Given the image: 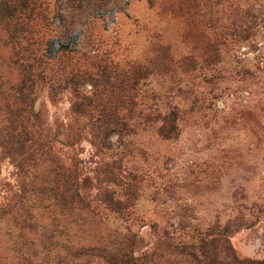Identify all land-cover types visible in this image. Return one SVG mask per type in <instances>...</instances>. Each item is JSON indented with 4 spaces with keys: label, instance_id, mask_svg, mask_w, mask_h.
<instances>
[{
    "label": "rangeland",
    "instance_id": "374dc122",
    "mask_svg": "<svg viewBox=\"0 0 264 264\" xmlns=\"http://www.w3.org/2000/svg\"><path fill=\"white\" fill-rule=\"evenodd\" d=\"M94 18L115 63L146 62L154 44L163 43L177 60L195 56L196 69L170 74L158 69L142 85L135 134L123 145L112 138L124 170L142 176L138 199L125 219L97 200L96 149L86 121L73 114V92L59 90L54 100L49 86L44 88L35 104L37 118L48 134L73 145L63 148V154L81 160V192L94 201L80 215L51 203L48 192L33 194L32 213L50 239L36 242V251L54 255L57 245L99 243L132 231L139 235V254L155 248L163 229L191 239L238 222L241 228L230 234L237 254L264 259V0H115L95 11ZM200 19L203 26H193ZM215 28L223 30L225 39L217 53L203 52L201 31L209 38ZM5 34L0 25V91L16 78L7 63ZM84 44L81 29H76L67 42L55 40L49 56L55 57L61 45L80 50ZM175 107L181 109L179 136L165 140L156 119ZM43 173L42 168L36 179L48 186ZM10 186L17 189L18 179L5 160L0 165V205ZM31 248L0 223V264H17ZM77 264L104 263L97 258Z\"/></svg>",
    "mask_w": 264,
    "mask_h": 264
},
{
    "label": "trees",
    "instance_id": "16d2710c",
    "mask_svg": "<svg viewBox=\"0 0 264 264\" xmlns=\"http://www.w3.org/2000/svg\"><path fill=\"white\" fill-rule=\"evenodd\" d=\"M112 4L115 0H0V25L10 47L7 63L16 73L8 89L0 91V165L9 160L18 179L17 189L10 186L7 201L0 205V223L18 241L32 245V251H23L17 264H77L97 258L104 264H264V259L241 258L237 254L230 234L241 228L238 222L217 225L191 239L176 237L163 229L155 248L139 254V235L132 231L99 243L57 245L54 255L36 251V242L50 239L42 235L32 213L33 194L48 192L51 203L80 215L89 211L94 201L81 192V160L63 154V148L73 149V145L48 134L37 118L35 104L44 88L49 86L54 100L59 90L73 92V114L86 121L96 149V179L101 186L97 200L125 219L138 199L142 176L124 170L123 155L115 153L112 138L118 137L123 145L135 134L133 121L142 85L158 69L169 74L196 69L195 56L177 60L163 43L154 44L153 56L146 62L115 63L112 54L104 49L105 37L94 18L95 11ZM197 23L199 28L203 26L201 19L193 26ZM76 29H81L85 38L82 49L61 45L55 57L49 56L51 44L55 40L67 42ZM211 35L208 38L201 31L205 41L201 50L209 54L217 53L225 39L221 29L219 32L215 28ZM87 86L92 89L86 91ZM180 115L181 109L175 107L156 119L163 139L179 136ZM42 168L46 181L49 179L48 186L36 179Z\"/></svg>",
    "mask_w": 264,
    "mask_h": 264
}]
</instances>
